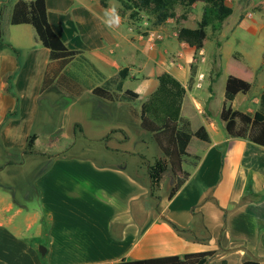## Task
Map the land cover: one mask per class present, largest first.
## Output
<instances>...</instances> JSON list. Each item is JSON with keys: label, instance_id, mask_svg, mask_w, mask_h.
Returning a JSON list of instances; mask_svg holds the SVG:
<instances>
[{"label": "crops", "instance_id": "crops-1", "mask_svg": "<svg viewBox=\"0 0 264 264\" xmlns=\"http://www.w3.org/2000/svg\"><path fill=\"white\" fill-rule=\"evenodd\" d=\"M19 1L0 0V35L5 37L0 42V264H112L121 258L179 264L184 253L208 250L219 253L206 264H238L249 257L237 246L262 258L258 264H264V147L227 134L219 118L223 91L219 104L211 106L212 58L207 59L203 45L194 53L174 37L183 58L168 63L156 58L154 42L148 47L147 35L138 31V25L124 21L117 7L109 5L111 0L105 7L98 0H39L44 28L55 37L46 44L30 22L9 23L11 8ZM112 9L119 16L118 24L108 23L114 18ZM187 18L195 19L192 14ZM122 22L134 29L129 38L120 31ZM128 41L133 44H125ZM65 54L83 55L105 77L119 73L122 91L125 80H139L129 92L136 106L114 100L99 82L77 93L54 85L78 109L71 110L70 125L79 127L83 139L101 143L106 137L127 139L120 120L139 126L140 105L155 88L160 72L170 73L185 87L190 65H195L180 113L190 124L196 119L209 142L202 146L195 141L197 149L190 152L198 159L194 165L182 163L188 176L170 198L174 178L154 140L151 161L134 150L102 145L91 151L92 156L58 151L21 177V158L36 135L32 128L49 57ZM232 55L236 61L241 59ZM49 68L53 71L57 64L51 61ZM237 73L233 76L248 81L250 88L236 93L228 105L250 118L258 107L263 75L252 91V79L244 78L250 71L238 68ZM234 102L239 108L232 107ZM131 108L137 117L130 114ZM86 120L97 123L83 128ZM123 155H138L142 160L125 161ZM163 178L167 184L162 187ZM18 187L22 194L25 191L24 199L35 195L37 210L15 201ZM39 244L44 246L43 254Z\"/></svg>", "mask_w": 264, "mask_h": 264}, {"label": "trees", "instance_id": "trees-1", "mask_svg": "<svg viewBox=\"0 0 264 264\" xmlns=\"http://www.w3.org/2000/svg\"><path fill=\"white\" fill-rule=\"evenodd\" d=\"M108 0H98L100 6L105 7ZM119 6L116 13L123 16L127 12L129 19H139L138 15L148 17L153 27L159 26L169 17L173 16L176 5L188 6L197 0H115ZM204 3L200 18L194 27L180 26L176 30V40L184 42L195 51L200 49L206 38V27L211 23H220L230 14L231 8L226 5L225 0H199ZM32 8V7H31ZM31 18L23 15L21 2H16L10 11L9 23L30 22L37 31V35L43 43L54 41L52 33L47 32L43 25L42 16H38L34 8L31 9ZM36 12V13H35ZM39 18V19H38ZM234 58V55H232ZM54 61L57 68L53 71L49 68V62ZM48 65L44 71L40 86L42 91L47 86L54 84L61 89L79 92L81 89H89L96 82L100 87L109 90L114 100L118 102H133L134 97L122 91V76L117 73L105 77L87 58L83 55L65 54L59 58L49 57ZM264 64V59H263ZM195 65H190L189 76L186 86L170 73L160 72L156 76L155 88L146 96L140 105L141 116L139 126L152 135L160 152L166 157L169 170L173 175L174 182L170 187L167 198H170L188 176V172L182 168L186 157H190L194 163L198 155L189 151L188 146L192 138L199 144L205 146L209 142L205 128L195 119L190 122L184 118L181 111V103L185 97L186 89L193 84ZM263 90L259 94L258 107L251 117L232 110L228 105L236 93H245L250 88V83L233 75H227L224 82V101L219 112V118L224 122L228 135L234 137H246L249 141L264 147V73L262 77ZM75 90V91H73ZM133 117L137 114L133 108L130 110ZM175 230L182 231L171 223ZM219 252L215 250L188 252L181 256L179 264H206ZM112 264H143L140 259H124ZM238 264H258L257 260L246 258Z\"/></svg>", "mask_w": 264, "mask_h": 264}, {"label": "rangeland", "instance_id": "rangeland-1", "mask_svg": "<svg viewBox=\"0 0 264 264\" xmlns=\"http://www.w3.org/2000/svg\"><path fill=\"white\" fill-rule=\"evenodd\" d=\"M225 3L231 8L230 14L220 23H211L206 27V38L203 44L205 56H207L208 60L212 58V61H210V86L213 87L212 107L219 104L217 98L223 91V81L226 75L238 74V68L247 69V71H250V75H244V78H248V80L252 79V91H254L258 88L256 85L258 83L260 85L261 76L264 71V66L262 65V60L264 58V0H225ZM109 5L113 8L119 6L118 2L115 0H111ZM21 6L23 15L25 14L29 18H31L33 14L31 11L32 8L37 11L38 16H42L43 11L41 10L39 0H22ZM203 7L204 3L199 0L188 6L176 5L173 10V16L167 19L163 27H153L148 17L143 14L138 15L139 19L132 20L128 18L127 12H125L122 18L124 21L131 22L135 26L138 25V27H140V30H138L140 33L147 35L153 32L155 35L153 41L155 48L153 53L157 59L160 57L162 61L176 63L182 62L183 51L179 48L174 38L175 34H173V31L176 32V29L182 25L194 27L195 21L200 18ZM2 11L3 8L0 10V14ZM191 14L195 18L194 21L187 18ZM110 17L112 18V15H110ZM126 22L120 23L119 27L122 34L127 35L129 38L131 34H134V29ZM2 26L4 27V25ZM29 29L31 28L29 27ZM218 32H220V34H218ZM0 36V42H3L5 37H2V35ZM125 44L131 45L133 42L128 41ZM144 46L147 48L146 42ZM164 47L167 49L166 54H162V48ZM156 51H160V55L155 53ZM178 53H180L182 57H179ZM194 53H196L195 50ZM232 53L236 54V58L241 57V59L239 61L232 59L230 56ZM207 64H205V68ZM202 68H204V66ZM138 81V79L134 81L125 80L123 83L125 90L123 91L126 93L131 92ZM52 86H54V84L44 88L40 94L36 118L32 128V134L35 133L36 135L31 136L28 149L21 158L20 165L24 169V174H21V177L25 175L28 169L32 168V165L42 166L45 164L49 155L58 151L67 154L80 153L92 156V154H90L91 151L96 152L102 149V145H107L118 149L134 150L133 152H135V154H144L146 156L145 158L150 161L155 158L152 152L155 147L153 139L149 132L142 130L137 124L129 125L120 120L119 127L123 128V132L127 134V139H118L117 141L114 138L106 137L103 139L102 143L100 141H88L83 139L79 135V127H72V125H70L71 110H74V112L78 110L75 108L76 106L73 104L71 105L73 100H70L59 89ZM131 104L132 106H136L137 101ZM232 107L236 109L239 108L237 102H234ZM83 110L84 113L89 114L88 110ZM120 112H123L121 108ZM83 122V128H88L89 124L97 123L94 122V120H86ZM116 133L117 132H114L113 135ZM195 141L194 138L190 140L188 146L189 151L197 149ZM137 156L132 158L131 156L123 155L122 157L125 161L133 159V161L137 163L142 160V158ZM114 159H116V157L113 158V160ZM186 160L189 164L193 161L192 158H187ZM144 166L145 163L141 165V168L143 169ZM166 184L167 182L163 178L161 186H166ZM24 195L25 191L22 194L21 189L18 187L15 190V201L28 209L37 210L38 204L35 195L30 194L27 199H24ZM10 212L11 211L7 214ZM39 246L44 248L42 244H39L38 248Z\"/></svg>", "mask_w": 264, "mask_h": 264}, {"label": "water", "instance_id": "water-1", "mask_svg": "<svg viewBox=\"0 0 264 264\" xmlns=\"http://www.w3.org/2000/svg\"><path fill=\"white\" fill-rule=\"evenodd\" d=\"M235 248L242 249L246 253V255L249 258L253 259V260H257L258 261L259 259H262V258H256L248 249H246L243 246H237ZM38 250H39V253L40 254H43L44 253V248L43 247L39 246Z\"/></svg>", "mask_w": 264, "mask_h": 264}, {"label": "clouds", "instance_id": "clouds-1", "mask_svg": "<svg viewBox=\"0 0 264 264\" xmlns=\"http://www.w3.org/2000/svg\"><path fill=\"white\" fill-rule=\"evenodd\" d=\"M112 13H113V19H109L108 23L111 25L113 23L118 24L119 23V16L115 13V9H112Z\"/></svg>", "mask_w": 264, "mask_h": 264}, {"label": "built area", "instance_id": "built-area-1", "mask_svg": "<svg viewBox=\"0 0 264 264\" xmlns=\"http://www.w3.org/2000/svg\"><path fill=\"white\" fill-rule=\"evenodd\" d=\"M249 15V14H248ZM155 35L150 32L147 34L148 47H152Z\"/></svg>", "mask_w": 264, "mask_h": 264}]
</instances>
